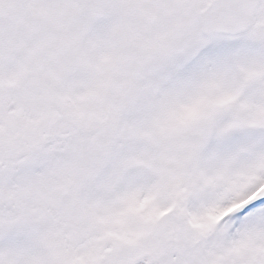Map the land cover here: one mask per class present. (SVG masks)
I'll use <instances>...</instances> for the list:
<instances>
[{"label":"snow or ice","instance_id":"6c2138e0","mask_svg":"<svg viewBox=\"0 0 264 264\" xmlns=\"http://www.w3.org/2000/svg\"><path fill=\"white\" fill-rule=\"evenodd\" d=\"M0 264H264V0H0Z\"/></svg>","mask_w":264,"mask_h":264},{"label":"rangeland","instance_id":"374dc122","mask_svg":"<svg viewBox=\"0 0 264 264\" xmlns=\"http://www.w3.org/2000/svg\"><path fill=\"white\" fill-rule=\"evenodd\" d=\"M220 218H222V217H218L217 220L220 219Z\"/></svg>","mask_w":264,"mask_h":264}]
</instances>
